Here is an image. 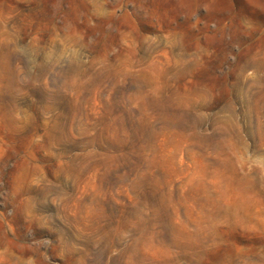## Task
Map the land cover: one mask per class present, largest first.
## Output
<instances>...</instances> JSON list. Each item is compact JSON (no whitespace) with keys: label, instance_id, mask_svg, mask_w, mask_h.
Returning <instances> with one entry per match:
<instances>
[{"label":"rangeland","instance_id":"rangeland-1","mask_svg":"<svg viewBox=\"0 0 264 264\" xmlns=\"http://www.w3.org/2000/svg\"><path fill=\"white\" fill-rule=\"evenodd\" d=\"M0 264H264V0H0Z\"/></svg>","mask_w":264,"mask_h":264}]
</instances>
